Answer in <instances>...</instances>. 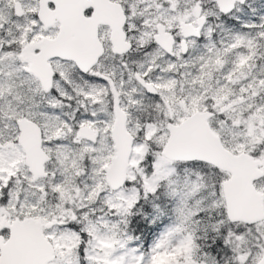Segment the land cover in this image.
<instances>
[{"label":"rangeland","instance_id":"obj_1","mask_svg":"<svg viewBox=\"0 0 264 264\" xmlns=\"http://www.w3.org/2000/svg\"><path fill=\"white\" fill-rule=\"evenodd\" d=\"M194 1L127 2L131 25L144 28L138 45L149 46L156 22L172 29L194 18ZM199 1L208 21L187 56L166 60L156 47L138 53L143 59L135 69L121 71L110 31L101 28L105 54L91 72L94 84H84L73 63L55 59L54 89L46 94L19 55L27 44L54 38L59 25L43 28L38 0H0V138L15 142V121L26 117L42 128L43 150L51 158L47 177L33 183L22 149L16 144L0 150V207L20 218L52 222L44 231L55 253L51 264H161V253L167 255L165 264L260 260L264 222L247 226L226 218L222 183L229 175L160 154L168 122L178 125L196 112H211L210 128L223 147L259 160L264 172V0H238L227 15L215 0ZM14 3L21 4L22 17L14 15ZM135 73L149 78L159 95L146 96ZM110 83L120 94L126 131L134 138L127 181L118 191L106 182L116 154ZM82 126L99 132L96 144L75 138ZM254 186L264 194V178ZM140 202L152 209L149 219L163 224L148 239L134 237L129 229ZM215 243L220 249L205 251Z\"/></svg>","mask_w":264,"mask_h":264},{"label":"water","instance_id":"obj_2","mask_svg":"<svg viewBox=\"0 0 264 264\" xmlns=\"http://www.w3.org/2000/svg\"><path fill=\"white\" fill-rule=\"evenodd\" d=\"M238 0H215L219 12L229 14ZM51 4L53 9H49ZM87 8L93 10L90 18H85ZM16 16L22 15L19 4L14 7ZM198 30L191 26H182L189 30L185 37L200 39V29L205 18L201 17V8L197 6ZM38 20L45 28L59 23V33L54 40L43 39L39 43L27 46L20 55L22 61L29 62V72L39 79L45 92H49L53 82L51 59L73 62L76 68L85 74L98 63L104 48L98 38V27L110 29V42L114 52L125 54L130 50L123 28L125 17L119 5L108 0H38ZM157 45L166 53H171L172 39L163 27L158 28L155 37ZM183 53L185 45L182 46ZM34 50L40 53L34 54ZM137 81L151 95H157L153 85L146 84L139 76ZM114 124L111 131L115 156L106 172V182L112 191L125 186L127 169L134 138L126 131L127 118L119 104H114ZM214 118L211 112H196L178 125H167L168 139L161 150V156L174 163H203L230 178L222 183V195L225 215L229 223H242L247 226L264 222V194L255 189L254 183L264 177L262 164L252 156L241 153L234 155L227 151L219 138L210 128L209 121ZM18 128L17 144L25 155V165L31 174V181L46 178L45 164L50 158L42 150V133L37 124L25 118L16 123ZM77 138L92 144L97 142L98 132L88 127L80 128ZM0 142V149L13 148ZM1 212V210H0ZM51 225L46 226L49 228ZM9 230L8 238L0 235V264H51L55 253L51 243L44 237L42 224L38 220L24 219L10 223L0 217V232ZM256 264H264V249Z\"/></svg>","mask_w":264,"mask_h":264},{"label":"flooded vegetation","instance_id":"obj_3","mask_svg":"<svg viewBox=\"0 0 264 264\" xmlns=\"http://www.w3.org/2000/svg\"><path fill=\"white\" fill-rule=\"evenodd\" d=\"M88 1H90V0H88ZM133 2V1H135V0H108V2L109 3H112V4H115V5H119L120 6V9H121V11H122V13H123V15H124V17H125V26H124V28H123V31H124V34H125V36H126V42L130 45V50L127 52V53H125V54H121V55H119V54H117L116 52H114V50H113V52H114V54H115V56L117 57V59L118 60H121V63H120V69H121V71H128V70H133V69H135V65H137L138 63H140V61H141V58L142 57H140L139 56V54L138 53H141L142 54V56L145 54V53H149L151 50H152V52L154 51L153 49L154 48H156L157 47V49L159 50V53L161 54V56L162 57H164V59H170V60H175L176 59V56H177V54H180L182 57H185V56H187L188 55V53L190 52V46H191V44L192 43H194V41H200V39L202 38V33H203V28H204V26L207 24V21H208V18H206L204 15H203V7H201L200 6V4H199V0L198 1H194V18H191V19H184L183 21H181V22H179L174 28H172V29H169V27H168V25L166 24V23H164V22H162V21H160V22H156L155 23V25L153 26L152 25V27H153V33H152V35H151V40H150V42H149V46L148 47H146V48H141L142 46H140V45H138L139 44V41H138V39H139V35L142 33V31L144 30V28H142V24H140V27L138 26V22L136 23V25H133L134 26V28H132L133 26L131 25V16L129 15L131 12H130V8H129V6H127L126 5V3L127 2ZM16 4H19V3H14V5H13V11H14V7H15V5ZM38 4V3H37ZM20 5V7H21V10H22V15L20 16V17H22L23 16V8H22V6H21V4H19ZM197 6H199L200 8H201V17L203 16L204 18H205V21L203 22V27L200 29V31H199V33H200V36H201V38L200 39H198V38H195V37H185L184 35L185 34H189L190 33V31L189 30H185V31H183V29H182V26H184V25H189V26H191V29H192V31L194 32V31H197L198 30V18L196 17V14H195V12H196V8H197ZM48 8L49 9H53V7H52V5L51 4H49L48 5ZM37 13H38V10H37ZM92 13H93V10L91 9V8H87L86 10H85V12H84V16H85V18H90L91 16H92ZM14 15H15V12H14ZM16 16V15H15ZM17 17V16H16ZM38 18V17H37ZM39 22H40V20H39ZM41 23V22H40ZM42 24V23H41ZM56 24H58L59 25V23L58 22H55V24H54V26L56 25ZM131 25V26H130ZM42 26H43V24H42ZM53 26V27H54ZM106 26H99L98 27V38H99V41H100V37H99V33H100V29L101 28H105ZM159 27H163L164 28V30H165V33L166 34H168L170 37H171V39H172V46H171V53L170 54H168V53H166L163 49H161L158 45H157V43L155 42V37L158 35V28ZM43 28L44 29H48V28H45L44 26H43ZM49 28H51V27H49ZM106 28H108V27H106ZM109 29V28H108ZM109 31H110V29H109ZM58 33H59V30H58ZM57 33V34H58ZM110 34H111V31H110ZM57 37V35L54 37V38H52V39H48V38H42L40 41H36V42H33V43H30V44H27L25 47H27V46H29V45H32V44H35V43H39V42H41L43 39H48V40H54L55 38ZM100 43H101V41H100ZM111 43V42H110ZM102 44V43H101ZM112 45V44H111ZM183 45H185V52L186 53H183V48H182V46ZM103 46V45H102ZM24 47V48H25ZM23 48V49H24ZM104 48V47H103ZM113 48V47H112ZM22 49V50H23ZM137 50V51H136ZM22 52V51H21ZM40 53V51L39 50H34L33 51V55L34 54H39ZM104 54H105V48H104V53H103V55L101 56V58L99 59V61H98V63L95 65V67L97 66V65H99V63H100V61H101V59H102V57L104 56ZM20 55H21V53H20ZM19 55V56H20ZM143 59V58H142ZM52 60H55V59H51L50 61H49V64H50V66H51V68H52V65H51V61ZM57 60H60V59H57ZM60 61H62V60H60ZM64 62H66V61H64ZM71 63H73V62H71ZM74 64V63H73ZM75 65V64H74ZM76 67V66H75ZM95 67H93L91 70H89L87 73H85V74H82L78 69V71L80 72V74H82V77H83V82H84V84L85 83H91V84H94V81L93 80H91L90 79V75H91V72L94 70V68ZM28 71H29V63H28ZM52 71H53V68H52ZM53 82H52V87H51V89H50V91L49 92H45L44 91V89L42 88V86H41V83H40V81H39V79H37L33 74H31L35 79H37V82L39 83V85H40V87H41V89H42V91L44 92V93H46V94H48V93H50L51 92V90H53L54 89V83H55V79H56V73L53 71ZM137 76H139L146 84H150V85H153V84H151V81H150V79L149 78H147L146 76L145 77H142V76H140L138 73H135L134 74V78H135V80H136V82H137V84L141 87V89H142V91L146 94V96H149V97H152V98H155V97H157L158 95H159V93L157 94V95H151L150 93H148L147 92V90H145L142 86H141V84L137 81ZM153 87H154V85H153ZM155 88V87H154ZM109 89H110V94L112 95V113H113V116H114V104H115V101H117V103L119 104V108H120V110H122L123 111V113L125 114V116H126V118H127V122H128V116H127V114L125 113V111L121 108V97H120V94L117 92V90H115L114 88H113V84L112 83H110V85H109ZM155 90H156V88H155ZM191 116V115H190ZM23 118H25V119H27V120H29V121H33V120H30V119H28V118H26V117H23ZM20 119H22V118H20ZM20 119H18V120H16L15 121V126H16V132H17V134H16V140H15V142H9V143H6L4 140H2L1 138H0V142L3 144V146H5V145H7V144H10V143H12V144H14V147L16 146V144H17V138H18V135H19V132H18V128H17V125H16V123H17V121H19ZM114 120H115V117H114ZM33 122H35V121H33ZM127 122H126V125H127ZM36 123V122H35ZM170 122H168L167 124H166V127H167V125L169 124ZM37 124V123H36ZM113 124H114V122H113ZM172 124V123H171ZM173 125H175V124H173ZM37 126L40 128V130H41V133H42V148H43V143H44V134H43V130H42V128L39 126V124H37ZM83 127H87V126H82V127H79L78 129H77V132H76V134H75V138L77 139V140H80V141H84V142H88V141H86V140H82V139H78L77 138V133H78V131H79V129L80 128H83ZM113 127V126H112ZM89 128V127H88ZM125 128H126V126H125ZM93 130V129H92ZM96 131V130H95ZM112 131V130H111ZM98 132V131H97ZM128 133V132H127ZM100 137V134H99V132H98V138ZM98 138H97V140H98ZM111 138H112V136H111ZM88 143H90V142H88ZM18 145V144H17ZM19 146V145H18ZM13 147V148H14ZM20 147V146H19ZM13 148H4V149H13ZM21 148V147H20ZM4 149H0V150H4ZM23 151V150H22ZM24 153V152H23ZM25 156V155H24ZM24 164H25V160H24ZM46 166V165H45ZM25 167H26V165H25ZM27 168V171H28V173H29V170H28V167H26ZM29 175H31L30 173H29ZM37 182V181H36ZM33 183H35V182H33ZM4 205V204H3ZM0 210H1V212H0V217L2 218V217H5L6 219H7V221H9L10 223H12L13 221H16V220H18V221H22V220H24V219H34V220H38V221H40L41 222V224H42V228H43V231H45V230H48V229H50L51 228V226H52V222L51 223H42V221L40 220V219H37V218H32V217H28V218H20V217H18V216H16V215H14V214H12V211H7V208H5L4 206H1L0 207ZM14 212H15V210H14ZM48 225H51L49 228H46V226H48ZM9 235V230H7V229H4L2 232H0V235ZM4 237V236H3Z\"/></svg>","mask_w":264,"mask_h":264},{"label":"trees","instance_id":"obj_4","mask_svg":"<svg viewBox=\"0 0 264 264\" xmlns=\"http://www.w3.org/2000/svg\"><path fill=\"white\" fill-rule=\"evenodd\" d=\"M166 202L158 203L162 206V209H165L163 204L165 205ZM135 209L132 210V217L130 218V232L136 238H147L151 235L156 233L159 230L160 226L163 224L159 223L158 220L152 221L149 219V216H152V209L150 211V206L146 205L142 202L136 204L134 206ZM220 249V244L215 243L212 248L206 249L205 251H212L215 252L214 249ZM161 264H165L164 261H167V255L160 254L159 258H157ZM169 259V257H168Z\"/></svg>","mask_w":264,"mask_h":264}]
</instances>
